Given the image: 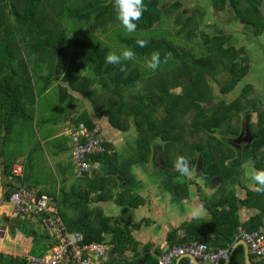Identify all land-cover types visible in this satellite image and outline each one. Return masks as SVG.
Segmentation results:
<instances>
[{"label": "trees", "instance_id": "obj_1", "mask_svg": "<svg viewBox=\"0 0 264 264\" xmlns=\"http://www.w3.org/2000/svg\"><path fill=\"white\" fill-rule=\"evenodd\" d=\"M208 1L216 13L230 11L232 20L227 21L241 24L251 31L252 36H259L264 31V0ZM114 2L115 0L0 2V147L3 148L8 143L18 129V124L21 127L23 121L33 118L38 95L47 91L55 82V77H58L56 85L59 87L60 101L67 99L70 103L85 99L93 106L95 104L96 117L106 118L119 131H126L133 126L143 160L149 159L153 141L161 140L165 154L163 162L170 175L181 176L175 167L178 157L186 158L189 168L200 157L204 174L220 176L226 188L229 187V191L224 192L220 188L218 197L214 195L208 198L205 207L210 213L209 219L193 217L181 222L177 229L168 233L169 248L197 241L206 243L212 249H229L235 242V234L239 228L248 232L262 227L264 230V194L247 190L243 199L234 194V189L228 186V180L238 169L225 164L232 158L227 151L230 146L226 143L227 147L222 148L220 145V138L234 129V126L228 125L230 116L250 107L257 112L258 118L255 125L251 123V129L259 126L264 131V111L256 110L261 102L256 97L258 95L250 97L247 92L251 88L249 84L244 85L232 101L213 102L214 95L209 83L210 78H213L220 86L222 95L232 91L249 69L248 62L245 63L248 58L245 47L237 48L227 34L212 33V27L206 29L208 24L204 22L202 10L192 9V12L199 14L200 20H196V16L185 14L183 0H173L161 7L160 0H144L145 10L141 18L134 21L136 30L130 35L120 36V31L127 30L117 19ZM224 15L225 13L223 18L226 16ZM65 16L74 22H83L82 38L69 40ZM160 25L166 26L170 32L156 34ZM153 27L156 30L153 31ZM93 30L97 39L100 38L99 34L104 35L108 31L110 36L105 35L104 39L119 37L122 42L120 51L131 49L137 60L122 61L121 64L106 63L105 58L110 54L109 47L104 44L106 42L86 39ZM139 40L147 41L146 46L140 47L137 43ZM71 45L81 50L80 58L85 70L78 74L67 71L61 75L65 47ZM153 53H159L160 56L156 70L147 66ZM75 57L72 52L71 59ZM176 89H180V92H175ZM128 99L130 100L127 101ZM76 120L72 125L84 122L89 129L97 127L87 116ZM219 127L222 134L218 132L214 135L213 132ZM239 129L232 134L238 133ZM101 131L99 128L100 136ZM173 142L181 146L178 152H175ZM263 144L264 138L258 136L253 152L262 155L259 147ZM104 148V152L92 154V167L93 160L110 165L116 161V155L110 151L107 141L104 142ZM260 158L257 164L262 163L263 157ZM256 167L261 168L262 164ZM90 172L80 177L93 181L89 189L62 192L61 195L48 194L59 205V215L67 230L80 232L87 243H105L103 234H112L110 243L114 245V249L124 250L127 247L124 244L131 241L128 226L121 227V221H117L119 227L113 228L107 223L110 218L105 216H98L99 225L95 222V210L88 205L92 195L90 190L103 188L105 180L89 177ZM238 177L239 172L236 178ZM183 185L181 188L178 184L182 195L187 193V184ZM129 194L131 192L126 191L122 197L134 199L133 203L138 204L140 197L135 194L127 196ZM241 206H254L262 212L241 223L237 216V210ZM11 226V234L19 230L32 237L30 254L42 256L53 245L46 232L41 234L29 230L27 221ZM180 230L182 235L177 236ZM234 252L236 256L233 255L228 264H244L242 247L237 246ZM137 260L132 264L137 263ZM181 261L186 262L187 259ZM156 263L157 261H152L146 264ZM0 264H27V261L26 257L6 256L0 252Z\"/></svg>", "mask_w": 264, "mask_h": 264}, {"label": "crops", "instance_id": "obj_2", "mask_svg": "<svg viewBox=\"0 0 264 264\" xmlns=\"http://www.w3.org/2000/svg\"><path fill=\"white\" fill-rule=\"evenodd\" d=\"M2 1L0 0V2ZM56 1L57 3L60 2V0ZM252 70L254 71L255 68ZM65 72L66 68L62 70L61 75H64ZM58 79V77H55V83ZM81 100L79 104L70 103L69 109L66 107L65 111L61 112L62 116L60 119L58 117L55 120V125L52 128L46 120L44 123L39 119L42 112L38 110V104L36 103L34 119L23 121L21 127L18 124V129L12 134L8 143L3 148L0 147V252L6 256L27 257L31 255L32 237L26 236L25 233L19 230H15L14 234H11L10 229L13 224L27 221L29 230H35L41 234L45 232L37 218L22 215V218H20L14 214V207L9 201L12 191L20 186H29L37 187L47 194L61 195L62 192H78L86 189L84 180L88 179L76 177L73 169L70 153V127L77 121V118L87 116L93 121L94 125L96 123L97 127L102 130L101 137L109 143L110 151L116 155V161L112 165L104 161L93 160L89 177L94 179L104 178L105 180L103 188H96L95 195H92L90 201V207L96 211L98 210L95 215V222L99 225V217H109L110 221L107 222L109 226L119 227L117 221L119 223L121 221V227L128 226L131 234V241L126 242L124 247H127L121 250L119 248L114 249V245L110 243L112 234L104 233L105 243L103 244L107 247L105 255L95 257L94 262L95 264H132L138 259L135 264H146L157 261L169 249L170 244L167 237L171 230L177 229L181 222L188 221L193 217L209 219L210 213L205 207L209 197L201 199L200 202L193 201L197 197L195 183L191 182L192 180L187 176H185L187 179H183L184 183L187 184V193L185 192L186 194L182 195L179 191L180 186L178 188V181L181 178L170 175L164 162V167H161L164 170L158 164V168L155 170H158L156 179L149 182L151 188H154L150 191L149 187L146 186L149 178H145L146 175L143 177V171H146V174L148 173L147 166L150 160L147 162V159L143 160L141 158L137 146L138 136L134 127L130 126L126 131H119L112 127L106 118L95 116V104L93 106L91 102L85 101V99L84 101ZM153 142L157 144V140ZM161 151L163 150L161 149ZM262 153L264 154V147H262ZM263 154L261 164L264 167ZM229 162L232 165H228L229 167H238V164L235 165L231 160ZM16 163L21 164L23 167L22 177H14L11 174V168ZM261 164H256V166ZM240 165L245 168L246 162L240 163ZM251 169L252 167L245 169L244 178L238 186L241 191L238 193V189L234 190V194L239 199L246 196L247 190H255L256 186L246 175ZM149 170L151 171V168ZM170 170L172 171L173 168L171 167ZM261 170H264V168ZM240 178L238 177L236 182H239ZM142 181L145 185L141 183ZM221 181L219 180V184L216 183L214 191L209 192L210 197L219 196L216 190L219 187L218 185L221 186ZM230 185L234 186L233 183H228V186ZM145 187L146 191L144 190ZM126 191L140 197L138 204L133 203L134 199L122 197V194ZM148 192L155 193L148 194ZM144 200L147 201V204ZM174 204L178 205L179 209L176 210ZM68 205H70L69 201ZM57 208H60L59 205ZM260 212L262 211L254 206H241L237 210V216L239 221L243 223L249 217ZM260 230H263V227ZM181 235L182 231L180 230L177 236ZM241 243H243V240L235 234V242L228 249L227 257L222 259L219 264H228L233 255L236 256L234 251L237 246L242 247L244 264H248L247 259H249L250 264L263 263L250 253L248 246L246 248ZM49 252L50 249L45 254ZM198 262L200 264H210L202 260H198ZM177 263L178 259H175L173 264ZM186 263L195 264L190 258H187Z\"/></svg>", "mask_w": 264, "mask_h": 264}, {"label": "built area", "instance_id": "obj_3", "mask_svg": "<svg viewBox=\"0 0 264 264\" xmlns=\"http://www.w3.org/2000/svg\"><path fill=\"white\" fill-rule=\"evenodd\" d=\"M71 159L76 177H83L92 169V154L105 151L104 139L99 128L89 129L84 122L70 127ZM14 177H22L23 167L16 163L11 168ZM9 201L15 215L37 218L53 245L48 254L28 255L27 264H95V257L106 252L103 243L84 242L83 235L66 229L52 195L41 192L37 187L20 186L11 192ZM237 237L246 242L250 253L264 263V230L245 231L238 229ZM228 255V249H212L206 243L190 241L175 245L162 254L156 264H191L181 259L192 257L210 264H219Z\"/></svg>", "mask_w": 264, "mask_h": 264}, {"label": "rangeland", "instance_id": "obj_4", "mask_svg": "<svg viewBox=\"0 0 264 264\" xmlns=\"http://www.w3.org/2000/svg\"><path fill=\"white\" fill-rule=\"evenodd\" d=\"M161 3H160V7L161 5L163 4H166V3H170L172 2L173 0H160ZM200 8H199V7ZM183 8L185 9V14L189 15V16H196L197 18H195L196 20H200L198 17H199V14L198 13H195V12H192V9L194 8H198L200 10H202L204 12V22H206V24H208V27L206 26V29H209L210 27L211 28V31L212 33H220V34H227V36H229L232 40V43H234L237 46H244L245 49H247L249 52V54L251 55V57L249 56L250 59H248V61L246 60L245 63L248 62H251V61H256V58L254 57H257V61L255 62L254 66L253 67H249L248 71H247V74H245V76L243 77V79L240 81V83L232 90L230 91L229 93L227 94H220V86L217 85V83L214 81L213 78H210V86H211V89H212V92L214 93V101L213 102H220V101H224L225 103H228L229 101H232L234 98H236L242 87L246 84H249L251 85L248 89L247 92L250 93V97H253L255 96V94H259L258 97L261 104H259V106L256 107V110L259 111V110H263L264 111V56L262 57V55H260V51H258L259 49V40L257 41V43L254 41V39H252L251 42H247V38H248V32L250 34L251 31H247V29H243L242 26L238 25L237 23L235 22H228V20H232V13L230 11H222V12H218L216 13L212 6H210L209 4V1L208 0H183ZM262 11L264 13V8L262 7ZM225 13V18H223V14ZM228 14H230L228 16ZM66 18L64 19V23H65V26L66 28L68 29L69 33H68V37H69V40L71 41H74V40H77V39H80L82 38V29H83V22L82 21H73L71 19H68L67 16H65ZM263 19V18H262ZM238 22V21H237ZM157 28V26H156ZM152 30H156L155 27L152 28ZM199 30V29H198ZM160 32L162 33H168L170 32V30L164 26L162 27L161 25L158 27V29L156 30V34H160ZM198 31H196L197 33ZM262 35L260 37H262V41L264 42V31L261 32ZM120 36L122 35H127L130 33H128L127 31H120L118 33ZM198 34V33H197ZM91 36H86V39H89V40H93V41H96V42H100V43H104L103 41H105L106 44L109 49H110V53H115L117 55H120L122 53V51H120V46L122 43L120 41V38L117 37L116 39L114 38H111V39H104L103 37L105 35H109L110 36V31L106 32L104 35H98L100 38H96L95 36V30L91 31L90 33ZM198 36V35H197ZM260 37H254V38H260ZM194 38V37H192ZM101 39V40H99ZM260 39V41H261ZM181 40V39H180ZM74 53L76 55L75 59H71V53ZM80 55H81V50L78 49V48H75V45H71L69 47H65V52H64V55L62 57V70L64 68H66V72L69 71L71 72V74H78L79 72H84V66L82 64V59L80 58ZM260 55V56H259ZM254 56V57H253ZM252 58V59H251ZM134 60H137V58H133ZM246 65V64H245ZM255 70L253 71L252 69ZM89 73V72H88ZM258 73V74H257ZM222 79V78H221ZM175 92H180V89H176ZM130 99H128L127 101H129ZM252 100H255V99H252ZM242 101L244 102V99H242ZM36 103L38 104V110L40 112H42L40 115H39V119L42 120L44 123H45V120L47 121V124L52 128L54 125H55V120L59 117L62 116L61 112L65 111L66 107L68 108L70 105V103L67 102V99L64 100V101H60L59 100V87L56 85L55 82H53L50 86V88L48 89L47 92H44V93H41L40 95H38V98H37V101ZM73 103H77L79 104V100H74ZM129 103V102H128ZM69 109V108H68ZM250 110L249 108L247 110H244V112H238V114H232L229 118V121H228V125L229 126H234L233 128V131L229 132L228 135L231 133H234L235 131H237L240 125V122L242 119H244V117H248V125H249V122L250 123H253V125L256 124L257 122V112L254 110V111H248ZM245 115H243V113H245ZM250 126V125H249ZM264 127V125H263ZM251 130V131H250ZM250 133H252L253 137L255 136H259L261 138H264V131L262 130L261 127L257 126V127H254L252 129H250ZM222 131V130H220ZM263 131V132H261ZM221 133V132H219ZM227 133V132H226ZM226 133L220 138V140L222 142H220L221 144V147L222 148H225L227 147L225 144L228 143L227 140H226ZM203 134V133H202ZM202 134L200 136H202ZM222 134V133H221ZM215 135V134H214ZM255 135V136H254ZM255 143V142H254ZM173 147H175V152H178L181 148L180 145H178L177 143L173 142ZM262 147H264V144L262 145ZM253 148H254V145H253ZM227 151L229 152V154L232 156V158H230L231 160H233L235 158V154H236V151L232 148V147H227ZM187 153V152H185ZM197 154V153H196ZM189 155V154H187ZM250 156V155H249ZM248 156V157H249ZM252 157H253V154H252ZM253 160L254 161H260V159H258L257 157H253ZM149 164V162H148ZM226 165H229L230 162L229 160L227 162H225ZM230 166V165H229ZM238 170L242 168V166L240 164H238ZM144 168V167H143ZM149 168H151V171L149 170ZM153 165L151 166L150 164L147 166V171L148 173L146 174V171H143V177L144 175L145 178L148 177L150 179V181H155V177L158 173H156L157 171H155V169H153ZM262 168H264L263 166L261 168L257 167V170H261ZM74 169V167H73ZM238 173V171H237ZM191 174V173H190ZM179 177V176H178ZM183 176H180L179 177V181H178V184L181 185V188L182 186H184V178H182ZM188 178H190L194 183V187L196 189V194H197V197L196 199H193V201L195 202H200L201 199L203 198H206V197H210V194L209 192L210 191H214L215 189H210L208 193H204V191H197V184H202L203 185V182L201 181L202 179H198L195 175L192 177V175L187 176ZM75 179H78V178H75ZM79 182V180H77ZM143 185H145V183L142 181L141 182ZM93 185V181H90V180H84V186H86V189L90 188L91 186ZM150 186V183L148 184ZM199 187H202V186H199ZM220 188H222V192L224 191H229V187L226 188V184L225 182H223L221 184V186L218 187V189L216 190V192L218 193ZM85 189V190H86ZM238 190V193L241 191V188L238 187L237 188ZM144 190L146 191V187L144 188ZM149 190H154V188H149ZM185 190V189H183ZM92 191V195H95V188H92V190H90V192ZM155 193V192H153ZM151 192H148V194H153ZM92 195H91V198H92ZM143 195H145V193H143ZM91 201V200H89ZM145 203L147 204V201L144 200ZM183 204V203H182ZM88 205L90 207V204L88 202ZM174 207L175 209H179L178 205H175L174 204ZM98 211V210H97ZM97 211L95 210V215L97 214ZM204 214V213H203ZM20 218L21 215H18ZM47 244V242L45 243ZM36 253H38V251H36ZM47 253V252H45ZM38 256V255H37Z\"/></svg>", "mask_w": 264, "mask_h": 264}, {"label": "flooded vegetation", "instance_id": "obj_5", "mask_svg": "<svg viewBox=\"0 0 264 264\" xmlns=\"http://www.w3.org/2000/svg\"><path fill=\"white\" fill-rule=\"evenodd\" d=\"M237 24L242 26L239 23H237ZM242 28L245 29V27H243V26H242ZM247 31H250V30L247 29ZM261 35H262V33H261ZM261 35L252 36L251 32H250V34L248 32L247 42H251L252 39H254V41L257 43V41L259 40V43H258L259 49H258V51H260V53H261L260 55H262V57H263L264 56V42L262 41L263 38L260 37ZM254 37H260V38H254ZM260 39H261V41H260ZM239 47H242V45L241 46H237V48H239ZM245 50H246L245 54L247 53L246 56L248 55V58L246 60L248 61V59H250L249 56L251 57V55L248 53L249 51L247 49H245ZM254 58H256V61H257V57H254ZM256 61L249 62V67H253ZM213 95H214V93H213ZM249 109L250 110H248V111H254L252 107H250ZM245 114H246V112L243 113V115H245ZM246 117H244V119L241 120V122H240V124H241L240 126L241 127H240L238 133H236L235 135L234 134H229V135L226 134V140L228 142L227 144L236 151L235 158L233 160H231V159L230 160L232 162H234L235 164H240V163L246 162V167L245 168L243 167V168L238 170L239 177H241L239 182H236V180H237V178H236L237 172L233 173L231 175V177L229 178V180H228L229 184H231V183L234 184V186L230 185L234 190H236L238 188V186L240 185V183L242 182V180L244 178V174H245V169L246 168L252 167V169L253 168L257 169V167H256L257 161H254L253 157H257L259 159L262 156L258 152H256V153L253 152V145H254V142L257 140L258 136L254 135L255 137H253L252 133H250L251 126H249V130H250L249 132H247L245 130V128L243 127V122L242 121L245 120ZM249 125H251L250 122H249ZM220 130H221V128L219 127L217 129V131L213 132V134L217 135ZM209 133H211V132H209ZM157 144L155 142L152 143V145H151L152 150H151V153H150V157H149V159H147V162H148V160H150L149 164L151 166L153 165V167H154L153 169H155V170L158 168L157 166H158L159 159L162 158V160H163L164 156H165L164 151H161V149L163 150V142H161V140H157ZM259 152L262 153V147L261 148L259 147ZM252 154H253V157H252ZM263 156H264V154H263ZM200 159H199V157L197 158V160L195 161L194 165L190 168V172L189 173H191V174H188L186 176L192 175V177H193L195 175L198 179H202L203 180V185L202 184H197L196 185L197 186V191H204V193H208L210 189H214V187H216L215 185H216L217 182L219 184V180L220 179H218V177L220 178V176L211 175V177H210V175H207L206 173H205L206 174L205 175L204 172H203V161L201 163ZM236 168L238 169L239 167H236ZM205 178H209V179H205ZM185 179H187V178H185ZM149 182H150V180L148 179V183H146L147 184L146 186L151 188V186L148 185ZM221 182H220V184L223 183V182L222 183ZM199 186H202V187H199ZM218 186H220V185H218Z\"/></svg>", "mask_w": 264, "mask_h": 264}, {"label": "clouds", "instance_id": "obj_6", "mask_svg": "<svg viewBox=\"0 0 264 264\" xmlns=\"http://www.w3.org/2000/svg\"><path fill=\"white\" fill-rule=\"evenodd\" d=\"M114 8L117 13V19L126 28L128 33L136 30V23L141 18L142 12L145 10L144 0H115ZM140 47H145L147 41H137ZM134 58V52L131 49H125L120 55L110 53L106 56L105 61L108 64H121L122 61H129ZM160 63L159 53H153L148 61V67L156 70ZM123 70V69H122ZM175 167L181 176H186L190 172L188 160L184 157H178ZM246 175L249 180L256 186L255 191L264 194V170L255 168L249 170Z\"/></svg>", "mask_w": 264, "mask_h": 264}, {"label": "water", "instance_id": "obj_7", "mask_svg": "<svg viewBox=\"0 0 264 264\" xmlns=\"http://www.w3.org/2000/svg\"><path fill=\"white\" fill-rule=\"evenodd\" d=\"M242 122H243V127L245 128V130H246L247 132H249L248 117H246L245 120H243ZM244 128H243V129H244ZM242 132H243V131H242ZM199 159H200V157H199ZM200 161H201V163H202V160H201V159H200ZM231 162H232V161H231ZM158 164L160 165V168H161V167H162V168L164 167V166H163V160H162V158L159 159ZM229 165H231V164H229ZM231 166H232V165H231ZM160 168H159V169H160ZM162 168H161V169H162ZM200 168H201V167H200ZM161 169H160V170H161ZM162 170H164V169H162ZM157 171H158V170H157ZM212 178H213V177H212ZM205 179H209V178H205ZM218 179L221 180V178H218ZM241 244H242L244 247L246 246V248H247V244L245 243V241H243V243H241ZM246 251H248V250H246ZM188 258L192 259V260L194 261L195 264H200V263L198 262V260H196L195 258H192V257H189V256H188ZM247 261H248V264H250L249 259H247ZM178 263H179V261H178ZM178 263H177V264H178Z\"/></svg>", "mask_w": 264, "mask_h": 264}]
</instances>
